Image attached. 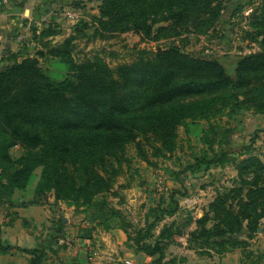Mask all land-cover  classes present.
<instances>
[{
    "label": "trees",
    "instance_id": "trees-1",
    "mask_svg": "<svg viewBox=\"0 0 264 264\" xmlns=\"http://www.w3.org/2000/svg\"><path fill=\"white\" fill-rule=\"evenodd\" d=\"M135 3L136 0H104L101 17L127 19L130 11L126 8ZM32 31L37 40V29ZM136 31L150 36L152 30L142 22ZM46 32L39 35L45 36ZM44 45L47 52L22 56L21 61L10 54L5 59L12 65L0 72V202L26 191L36 170L41 169L32 204L47 201L51 194L57 202L74 207L91 221L105 220L109 213L118 216V210L96 201L112 191L120 166L127 161L128 145L135 144L137 154L148 161L146 145L154 156L172 153L178 129L188 127V122L205 121L213 128L211 123L226 112L264 113V51L242 58L232 77L219 62L191 56L174 47L113 68L99 56L76 62L69 41L58 47L48 42ZM47 54L59 57L68 67L66 78L53 80L45 75L39 58ZM195 96L199 99L177 102ZM16 147L23 150L18 158L12 156ZM227 153L230 152L202 161L206 165L223 163ZM249 168H254V178L248 184L255 189L241 204L240 214L254 231L264 214V186L257 180L264 165L254 157L243 162L239 168L243 182L247 181L243 176ZM225 201L221 197L211 205L217 215L222 209L220 218L225 225H217L212 231L198 228L190 232L188 244L235 232L227 221L237 224L240 220L228 212ZM163 213L170 215L174 211ZM162 219L150 224L144 235L137 232L135 239L129 236V241H134L131 247L153 258L151 264H161L167 245L176 241V235H182L178 226L169 227L155 244H148L147 239ZM209 219L210 214L199 225ZM121 228L127 233L126 225ZM14 249L29 254L30 264H43L47 252L2 246L0 239L1 253Z\"/></svg>",
    "mask_w": 264,
    "mask_h": 264
},
{
    "label": "rangeland",
    "instance_id": "rangeland-1",
    "mask_svg": "<svg viewBox=\"0 0 264 264\" xmlns=\"http://www.w3.org/2000/svg\"><path fill=\"white\" fill-rule=\"evenodd\" d=\"M112 1L119 3L121 0H109V3ZM66 2L65 6H60L55 0L45 1L48 5L39 7V14L47 15L41 21L39 38L34 39L32 34L31 38L22 39L11 57L34 56L37 51L47 52L44 45L47 42L58 47L69 41L76 62L99 56L114 68L174 47L191 56L219 62L227 75L233 77L242 58L264 51V0H136L126 8L130 17L115 20L101 17L104 0ZM69 12L77 13L78 17L69 18ZM173 15L178 16L173 18ZM142 22L151 26L150 36L144 31H136ZM43 30L54 35H46V32L45 36H40ZM8 60L2 59L6 62L3 70L12 65L13 62ZM39 60L48 78L61 80L67 77L69 69L59 57L47 54ZM197 97H185L177 102H190L199 99ZM211 124L213 128L205 121L188 122V127H180L175 150L161 157L154 156L146 145L148 161H143L137 154L135 144L128 145L127 161L120 166L112 191L99 196L96 201L118 207L120 214L112 216L109 213L105 220L98 222L91 221L88 216L87 223L100 224L99 228L126 225L128 231H123L131 246L134 241L130 242L129 236L135 239L137 232L144 235L150 224L163 217L147 239L148 244H155L169 227L178 226L182 232L165 248L163 262L166 264H264V214L254 231L240 214L241 204L248 201L249 191L255 189L248 184L254 178V168L245 172L243 177L247 181L243 182L239 175V168L251 157L264 165V113L226 112ZM220 152H230L223 163L206 165L202 161L203 158L208 161L218 158ZM22 154L20 147L12 150L15 158ZM40 174L41 169L36 170L28 189L19 193L33 194ZM257 180L258 185L264 186V168L259 169ZM221 197L226 198L228 212L240 220L237 224L234 220L227 221L233 224L235 232L225 237L200 238L192 245L187 243L186 250L183 249L182 243L187 241L190 232L198 228L212 231L217 225H225L220 218L222 209H219V216L211 209ZM164 210L174 213L165 214ZM75 212L82 215L81 211L75 209ZM209 214L208 222L199 225V221ZM55 235L64 239L67 233L59 231ZM56 247L60 250L70 246L63 243ZM90 251H84L79 260L104 264L103 256L96 254L98 249ZM72 257L59 264H76L78 259H74L75 255ZM48 260L47 251L43 264Z\"/></svg>",
    "mask_w": 264,
    "mask_h": 264
},
{
    "label": "crops",
    "instance_id": "crops-1",
    "mask_svg": "<svg viewBox=\"0 0 264 264\" xmlns=\"http://www.w3.org/2000/svg\"><path fill=\"white\" fill-rule=\"evenodd\" d=\"M45 1L47 0H0V71L6 65L2 59L12 54L13 50L16 51L22 39L31 38L33 28L39 33L41 21L47 16H42L41 12L39 14V11L48 5ZM55 1L60 6L68 3L66 0ZM24 24L27 25L26 28L30 26V29H26ZM21 60L22 58H19V61ZM33 198L34 192L31 195L17 192L12 200L0 202L2 246L28 250L46 249L49 258L47 264L66 262L67 259L73 258L72 255H75L74 259H78V262L74 263L88 264L87 261L79 260L80 256L84 251L92 252L90 250L95 248L99 251H96V254L103 256L104 264L152 263V257L127 244V236L120 225L101 228L100 224L91 226L83 214L78 215L74 207L57 202L53 195L40 204H32ZM113 208L119 209L116 206ZM56 218L58 219L55 221ZM59 231H62V234L67 233V236L63 239L60 235H55ZM55 237L60 240L58 244L54 241ZM63 243L70 247L59 250L56 246ZM182 245L186 250L187 241ZM30 259L29 254L17 249L9 253L0 252V264H30Z\"/></svg>",
    "mask_w": 264,
    "mask_h": 264
},
{
    "label": "built area",
    "instance_id": "built-area-1",
    "mask_svg": "<svg viewBox=\"0 0 264 264\" xmlns=\"http://www.w3.org/2000/svg\"><path fill=\"white\" fill-rule=\"evenodd\" d=\"M67 15H68L69 18H71V19H73V20L76 19V18L78 17V14H77V13H74V12H72V13L69 12ZM46 18H47V17H46ZM44 21H46V20H44Z\"/></svg>",
    "mask_w": 264,
    "mask_h": 264
}]
</instances>
